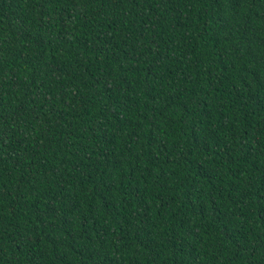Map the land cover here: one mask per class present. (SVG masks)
I'll return each instance as SVG.
<instances>
[{
	"label": "trees",
	"instance_id": "trees-1",
	"mask_svg": "<svg viewBox=\"0 0 264 264\" xmlns=\"http://www.w3.org/2000/svg\"><path fill=\"white\" fill-rule=\"evenodd\" d=\"M0 264H264V0H0Z\"/></svg>",
	"mask_w": 264,
	"mask_h": 264
}]
</instances>
